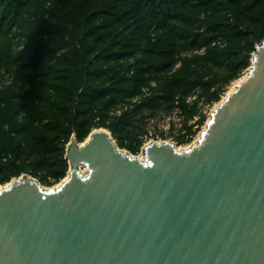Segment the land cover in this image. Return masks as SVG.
I'll return each mask as SVG.
<instances>
[{"label": "trees", "instance_id": "1", "mask_svg": "<svg viewBox=\"0 0 264 264\" xmlns=\"http://www.w3.org/2000/svg\"><path fill=\"white\" fill-rule=\"evenodd\" d=\"M263 39L264 0H0V186L57 185L72 134L137 156L159 114L190 144Z\"/></svg>", "mask_w": 264, "mask_h": 264}, {"label": "water", "instance_id": "2", "mask_svg": "<svg viewBox=\"0 0 264 264\" xmlns=\"http://www.w3.org/2000/svg\"><path fill=\"white\" fill-rule=\"evenodd\" d=\"M241 79L195 144L72 134L57 185L0 186V264H264V39Z\"/></svg>", "mask_w": 264, "mask_h": 264}, {"label": "rangeland", "instance_id": "3", "mask_svg": "<svg viewBox=\"0 0 264 264\" xmlns=\"http://www.w3.org/2000/svg\"><path fill=\"white\" fill-rule=\"evenodd\" d=\"M244 75H245V73H244ZM231 85H232V83H231ZM229 87L227 88V91H228ZM227 91H226V93H227ZM225 94H224V96H225ZM213 107H214V104L211 107H209V108H207L205 110L206 121L209 118V114L211 113ZM170 122H173L175 128H178L179 119L177 118V115L175 113H173L172 115H169V116H166V115H163V114H159L158 116H156L154 118H149L147 120V131H148V134L145 136V141L146 142L144 143V145L147 144L150 141H156V142H158V141H169V142H172V143L176 144L171 139L161 140L157 136L159 131H167V129L169 128ZM203 126H202L201 130L203 129ZM197 137H198V134L194 137L193 141L190 144H188V145H180V146L177 145V144L176 145H177L178 148L188 147L189 145L194 143V141L197 139ZM137 157L142 159L143 158L142 153L140 152L137 155Z\"/></svg>", "mask_w": 264, "mask_h": 264}, {"label": "bare ground", "instance_id": "4", "mask_svg": "<svg viewBox=\"0 0 264 264\" xmlns=\"http://www.w3.org/2000/svg\"><path fill=\"white\" fill-rule=\"evenodd\" d=\"M244 76H245V75H244ZM241 80H242V79L240 78V79H238L237 81L233 82L232 85L229 87V89H228V91H227V93H226L225 95L230 94V93L236 88L237 84H238L239 82H241ZM197 140H198V137H197V139L194 141L193 144H195Z\"/></svg>", "mask_w": 264, "mask_h": 264}, {"label": "built area", "instance_id": "5", "mask_svg": "<svg viewBox=\"0 0 264 264\" xmlns=\"http://www.w3.org/2000/svg\"><path fill=\"white\" fill-rule=\"evenodd\" d=\"M204 113H205V110H204Z\"/></svg>", "mask_w": 264, "mask_h": 264}]
</instances>
